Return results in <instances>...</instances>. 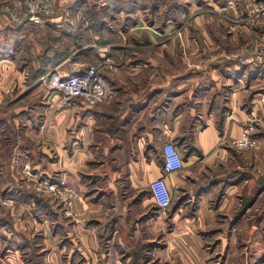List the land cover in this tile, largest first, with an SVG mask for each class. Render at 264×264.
Returning a JSON list of instances; mask_svg holds the SVG:
<instances>
[{
	"label": "rangeland",
	"instance_id": "374dc122",
	"mask_svg": "<svg viewBox=\"0 0 264 264\" xmlns=\"http://www.w3.org/2000/svg\"><path fill=\"white\" fill-rule=\"evenodd\" d=\"M10 1L0 0V56H16L13 70L17 78L13 93L0 102V169L8 171L7 164H11L19 176L0 188V264H69L64 251H55L64 244L69 247L65 234H79L75 225L82 216L75 205L82 193L56 170L44 171L34 165L46 153V144L34 140L40 134L39 126L28 120L37 121V109L49 104L52 96L62 101L43 78L56 67L63 71V64L75 59L78 52L96 50L98 58L93 56L94 50L83 57L88 64L100 63L105 57L120 64L137 61L138 56L159 60L166 70L172 61V73L185 76L209 67L198 53L207 40L245 39L246 44L229 50L225 59L253 66L250 97L262 98L264 103V21L253 12L260 0H55L61 24L49 21L24 28L10 18ZM110 45L124 52L118 56L108 50L100 53V47L110 49ZM253 51L257 56L254 63L236 57ZM37 66L47 69L35 78ZM5 71L0 68L2 83ZM249 112L242 132H249L252 143L238 146L241 135L230 142L231 161L221 178L197 190H174V204L165 210L152 201L145 208L135 204L144 194L149 197L148 191L119 190L114 195L118 217L122 211L119 200H130L128 221L119 224L117 232L124 237L133 235L124 238L129 251L121 256L123 263L130 258L126 264H264V104ZM25 169L36 179L29 180ZM3 177L7 181L8 176ZM58 178H65L78 193L71 204L59 201L49 185L40 186L41 181L57 182ZM232 178L238 188L223 206L225 188ZM221 181V189L206 197L213 216L201 215V190H211ZM88 224L94 234H113V221Z\"/></svg>",
	"mask_w": 264,
	"mask_h": 264
},
{
	"label": "crops",
	"instance_id": "0c3cea01",
	"mask_svg": "<svg viewBox=\"0 0 264 264\" xmlns=\"http://www.w3.org/2000/svg\"><path fill=\"white\" fill-rule=\"evenodd\" d=\"M61 17L55 14L44 23L51 20L61 24ZM246 42L245 39L207 40L198 53L204 55L201 62L209 67L185 76L172 73V61L164 70L159 60L135 56L137 61H123L104 71L114 90L111 102L90 106L74 98L65 104L52 96L49 104L37 109V121L34 118L28 123L38 124L40 134L34 140L46 144L43 150L46 153L35 160L34 165L44 171L56 170L58 176L67 177L82 193L75 205L82 216L75 225L79 234H65L69 247L65 244L62 249L57 247L56 254L64 251L69 264L130 262L127 258L123 263L121 256L129 251L124 238L133 235L117 234L119 224L128 221L130 200L128 197L119 200L122 211L118 217L114 195L119 190L148 191L150 198L144 194L135 204L145 208L152 201L156 205L149 183L163 173L161 147L164 142L176 143L185 162L182 170L167 174L173 204L174 190H197L226 174L222 171L231 161L230 142L241 135L249 111L264 104L262 98L250 97L253 66L225 59L229 50L242 47ZM110 46V49L100 47V53L108 50L112 56H118L120 51L124 52L116 45ZM121 46L130 47L128 44ZM92 54L98 58L96 50ZM74 56L75 59L63 64L65 73L88 65L83 58L87 56L84 52ZM16 60V56H0V68L6 70L4 83L0 78V102L4 95L15 90L17 73L13 66ZM7 166L8 171L0 169V188L19 176L11 164ZM2 175L8 176L7 181ZM222 185L221 181L211 190H201L198 206L201 215L213 216L206 197H210L211 191L220 190ZM237 188L234 179L228 183L223 206ZM92 220L113 221L110 228L113 234H94V228L88 224Z\"/></svg>",
	"mask_w": 264,
	"mask_h": 264
},
{
	"label": "built area",
	"instance_id": "2783aa9c",
	"mask_svg": "<svg viewBox=\"0 0 264 264\" xmlns=\"http://www.w3.org/2000/svg\"><path fill=\"white\" fill-rule=\"evenodd\" d=\"M7 10L15 23L43 24L46 19L56 14V4L55 0H11L7 5ZM253 12L260 20L264 21V0H260L256 4ZM255 54L256 51H253L248 55L237 54L236 57H239L243 63H254L257 58ZM114 65V61L110 57H105L100 63H91L80 70L68 73H63L56 67L43 78V82L49 90L62 96L63 103H68L74 98H79L90 106L109 103L113 99L114 90L106 80L104 71L107 67L111 68ZM236 143L243 147L251 144L249 132H242ZM161 154L163 173L150 181L149 188L156 205L165 210L173 204V194L167 180V174L182 170L185 162L182 151L174 142H164L161 147ZM30 170H26L27 178L33 181L36 179V175ZM49 181L46 179L39 182L40 186L49 185L48 188L54 190V196L59 201L71 204L72 199L74 200L78 196V193L65 178H58L57 182L49 183Z\"/></svg>",
	"mask_w": 264,
	"mask_h": 264
},
{
	"label": "trees",
	"instance_id": "16d2710c",
	"mask_svg": "<svg viewBox=\"0 0 264 264\" xmlns=\"http://www.w3.org/2000/svg\"><path fill=\"white\" fill-rule=\"evenodd\" d=\"M51 21V20H50ZM18 25V27L19 28H24V26L25 25H41V24H36V23H18L17 24ZM81 47H84V46H81ZM93 48H88L87 50L86 49H84V50H82L81 51V53L82 52H84L85 54H89L90 52H92L93 50H92ZM62 53H63V51H62ZM64 54V53H63ZM65 56H66V54H64ZM67 57V56H66ZM63 58V57H62ZM62 58H60L61 60H62ZM59 61V60H58ZM46 69L47 68H38V66L37 67H35V70L37 71V72H34L35 74H34V77L35 78H38L40 75H42L45 71H46ZM44 75V74H43ZM33 75L31 74V77H32ZM13 188H17V186L15 185V187H13ZM19 188H21V187H19Z\"/></svg>",
	"mask_w": 264,
	"mask_h": 264
}]
</instances>
